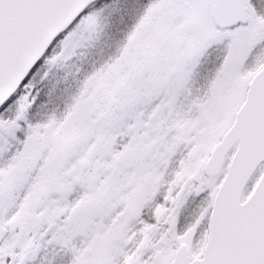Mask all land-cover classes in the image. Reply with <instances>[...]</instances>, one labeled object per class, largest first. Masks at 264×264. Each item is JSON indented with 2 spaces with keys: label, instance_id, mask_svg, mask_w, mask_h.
Masks as SVG:
<instances>
[{
  "label": "rangeland",
  "instance_id": "obj_1",
  "mask_svg": "<svg viewBox=\"0 0 264 264\" xmlns=\"http://www.w3.org/2000/svg\"><path fill=\"white\" fill-rule=\"evenodd\" d=\"M179 4L106 1L50 48L26 83L32 95L42 68L65 61L68 48L69 64L54 93L44 86V104L29 116L22 95L0 113L9 129L0 130L2 223L20 239L0 248L8 264H168L181 243L200 254L231 153L218 177L205 178L203 167L264 66V31L255 30L264 0H245L248 24L227 31L203 15L183 16ZM150 28L154 39L171 32L169 55L146 54L156 66L137 83L134 105L118 104ZM252 187L253 178L243 199Z\"/></svg>",
  "mask_w": 264,
  "mask_h": 264
},
{
  "label": "water",
  "instance_id": "obj_2",
  "mask_svg": "<svg viewBox=\"0 0 264 264\" xmlns=\"http://www.w3.org/2000/svg\"><path fill=\"white\" fill-rule=\"evenodd\" d=\"M89 0H48L21 18L4 44L0 57V102L17 89L21 79L49 44ZM211 19L220 29L247 23L245 0H213ZM234 149L223 180L214 196L207 222V236L199 264H264V210L247 209L261 181L242 202L251 178V162L264 157V66L247 86L244 100L230 127L214 145L204 166L207 178L220 174L226 154ZM264 176V173H261ZM7 230L1 224L0 243ZM188 250L180 245L170 264H190Z\"/></svg>",
  "mask_w": 264,
  "mask_h": 264
},
{
  "label": "snow or ice",
  "instance_id": "obj_3",
  "mask_svg": "<svg viewBox=\"0 0 264 264\" xmlns=\"http://www.w3.org/2000/svg\"><path fill=\"white\" fill-rule=\"evenodd\" d=\"M46 3H48V0H0V57L3 56L5 41L18 21L31 12L38 10ZM101 3L102 0H89L88 3H85L68 25L57 33L56 37H54L53 41L49 44V48H52L59 39L63 38L83 17L87 16L94 8H98ZM259 6L260 5H258V7ZM39 67L40 60L38 59L21 79L17 89L10 93L3 102H0V113H5L9 109L20 94L22 86L35 76ZM261 173H264V157L256 158L251 162L248 174H246L245 177L247 180L248 175H251L253 178V186L257 180L261 181L260 187L257 189L247 209L252 215L257 214L258 211L264 210V176H261ZM11 259L12 257L10 255L0 256V264H8ZM190 264H199V262L192 260Z\"/></svg>",
  "mask_w": 264,
  "mask_h": 264
},
{
  "label": "trees",
  "instance_id": "obj_4",
  "mask_svg": "<svg viewBox=\"0 0 264 264\" xmlns=\"http://www.w3.org/2000/svg\"><path fill=\"white\" fill-rule=\"evenodd\" d=\"M106 1H109V0H102V3L99 6V8L98 9L94 8V9L95 10H99L103 6V3L106 4ZM115 1H118V0H114V2ZM78 24H76V26ZM146 29H148V28H146ZM149 30L151 32L148 34L147 38H146V33H145L144 39L142 41L143 46H142V50H141V53H140V61H138V65H134L135 66L134 67V73H135V75L134 76L131 75L132 76V79H130L127 82V87L125 88V91L120 92V94L118 95V97H114V99H116V98L118 99L117 101L114 100L118 104L126 103V105H127V104L131 103L132 104L131 106L134 105V100L136 99V96L139 93V89L136 87V85H138L137 83L138 82H141L142 79H145V83H146V71L148 70V68L155 67L156 66V65H152V63L150 61L148 63H146V61L148 60L146 58V54L150 55V51L154 52L153 50L157 49V52L160 53L161 55H163V53H165V51H166V48L165 47H167V45H168L166 42L168 41V39H169V41L171 40L170 39L172 37L171 36V32L166 33V35L165 34L163 35V32H161L160 35L157 36L156 39H154L155 37H153L152 35L154 33L156 34V32L154 31L155 29L150 28ZM153 31H154V33H153ZM69 33L70 32H68L63 38L59 39L57 43H61L64 38L71 37V36H68ZM149 38H152V39H149ZM146 39H147L148 42H146ZM132 40H133V38H132ZM57 43H55V45ZM69 47H71V45ZM67 50H68V48L62 49L61 54L59 56V57H64L65 56L66 57V60L65 61L58 60L56 62H52V64L48 68L45 67V70L42 68L43 73L45 72L44 73V76H43L44 78L37 84V86L35 87V90L32 93V95L30 94V91L28 90V88L26 86V83L22 86L21 91H20V94L18 96L24 95L23 98L25 100H27L25 102L28 104V105L26 104V108H27V111H28V115L29 116L33 113L32 111L34 109H36V107H39L42 104H44L45 98H42L41 99V95H42L44 86H46V89H49L50 88L53 91V86H54L53 85V82H55L56 76H58L60 72H63V70H65L67 68L66 66H68L69 61H70V60L69 61L67 60L68 59L67 53H66ZM49 55H50V48L47 51L46 55L43 57V59L40 61V67L41 66L43 67V61ZM168 55H169L168 53H165L164 54V56H168ZM156 58L159 59L158 57H156ZM77 59H79V58H77L76 55L73 56V60H71V61H73V64H76L77 63ZM153 62H155V61L153 60ZM81 65L82 64H80L77 67H80ZM130 73H132V71ZM124 80H126V79H124ZM124 80H123L122 83H125ZM66 85H68V84H66ZM54 92H55V89H54L53 93ZM35 97H37V98L35 99ZM17 99H19V97H17ZM109 104L110 105H113V102H112V104H111V102ZM110 108H111V106L108 109H110ZM110 111H111V109H110ZM230 115H229V117H232V113ZM0 128L3 129V130H5V131L8 129L7 126H6V123L0 124ZM10 134L12 135L10 137H17V135H20V133H18L17 135L14 134V133H10ZM116 143H117L116 144V149H120V146L123 145L122 137L118 136L116 138ZM209 145L211 146V143H209ZM209 145H208L209 148H207V151H209V149H210V146Z\"/></svg>",
  "mask_w": 264,
  "mask_h": 264
},
{
  "label": "flooded vegetation",
  "instance_id": "obj_5",
  "mask_svg": "<svg viewBox=\"0 0 264 264\" xmlns=\"http://www.w3.org/2000/svg\"><path fill=\"white\" fill-rule=\"evenodd\" d=\"M199 4H202L203 10H201V11H198V8L195 9ZM211 7H212V0H180L179 8L181 10L179 12H182L183 16H187V17L191 16L194 18L199 17V15H203L206 19H208V22H209ZM171 13L177 14L175 10H172ZM168 14L166 12L164 13V16H163L164 22L167 21V15ZM153 33H154V31H153ZM149 39H152V38H149ZM2 196H3V194L0 191V202L1 203H2V201H1ZM12 239L14 241H13V243H11L9 245L10 248H14L15 246L20 244V239L18 237L12 236ZM4 244H5V242H4ZM29 244H30V242H29Z\"/></svg>",
  "mask_w": 264,
  "mask_h": 264
}]
</instances>
